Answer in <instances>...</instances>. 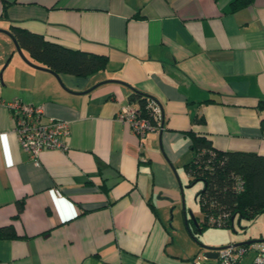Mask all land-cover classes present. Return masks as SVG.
<instances>
[{"label":"crops","instance_id":"obj_1","mask_svg":"<svg viewBox=\"0 0 264 264\" xmlns=\"http://www.w3.org/2000/svg\"><path fill=\"white\" fill-rule=\"evenodd\" d=\"M232 2L0 0V225L19 236L0 240V264H196L204 251L174 236L167 213L181 198L177 178L190 185V133L222 152L264 156V0L237 11ZM14 28L108 66L57 75L17 55L6 39ZM135 90L162 109L160 130L143 138L118 119L138 106ZM14 99L68 122L67 150L33 160L14 132ZM238 221L247 231L228 246L264 239V226ZM207 232L199 240L216 247ZM260 247L239 264H254Z\"/></svg>","mask_w":264,"mask_h":264},{"label":"trees","instance_id":"obj_2","mask_svg":"<svg viewBox=\"0 0 264 264\" xmlns=\"http://www.w3.org/2000/svg\"><path fill=\"white\" fill-rule=\"evenodd\" d=\"M253 2L254 0H233L231 8L237 11ZM12 34L20 48L28 52L36 63L57 75L85 77L104 71L108 66L109 61L105 57L64 48L28 31L14 28ZM130 101L138 105L143 117H150L154 124L159 125L148 109L155 99L135 90ZM196 122L205 123V120L197 119ZM190 136L194 153L193 160L186 166L190 186L197 182L204 183V188L196 199L202 216L196 219L198 224L192 219H186L187 230L194 241H201L198 234L201 235L207 228L234 229L233 217L253 221L263 215L264 156L248 152H222L214 148L206 137L194 133H190ZM237 178L243 181V189L240 191L236 187ZM19 210L23 211V203L19 205ZM192 221L196 232L190 227ZM17 238L19 236L12 225H0V240Z\"/></svg>","mask_w":264,"mask_h":264},{"label":"built area","instance_id":"obj_3","mask_svg":"<svg viewBox=\"0 0 264 264\" xmlns=\"http://www.w3.org/2000/svg\"><path fill=\"white\" fill-rule=\"evenodd\" d=\"M11 117L15 125L14 132L23 150L29 153L33 160L38 161L45 150L66 151L64 138L70 134L69 123L63 120L46 119L45 111L40 106L26 103L20 99H14L7 103ZM151 116L158 121L159 125L153 123L152 119L143 117L138 107L125 106L118 114V119L129 124L139 138H143L148 132L160 130L162 109L156 102L148 106ZM237 189H243V181L237 178ZM57 197L62 198L60 191H55ZM254 247H235L233 245L221 249L219 254L220 264H239L244 256ZM254 264H264V247L257 250Z\"/></svg>","mask_w":264,"mask_h":264},{"label":"rangeland","instance_id":"obj_4","mask_svg":"<svg viewBox=\"0 0 264 264\" xmlns=\"http://www.w3.org/2000/svg\"><path fill=\"white\" fill-rule=\"evenodd\" d=\"M0 36L4 37L3 34H0ZM6 37H7L6 38L7 41L10 43V45L11 46L14 45V47L16 48V45H15L13 39L9 36H6ZM5 46H6V43L1 41L0 53H2L5 50ZM16 53L21 59H23V57L20 55V53L18 51ZM12 54L13 53H11V55ZM8 59H9V57H8ZM8 59H7V61H8ZM6 63H5V65H6ZM5 65L2 67L0 74L2 73ZM4 76H5V73L3 74V80H4ZM0 83L2 84L1 79H0ZM177 176H178V174L176 175V178H177ZM177 183H178L179 193H182L181 188L183 189V193L181 194V198L179 200H176V201H173L172 199L169 200L172 204V206L169 207L168 212H167L168 217L172 219V223H171L170 228L174 229V236H176V235L178 236L179 233H182L183 235L191 238V236L188 234L189 231L187 230V226H186V218L184 216V209H186L189 219L190 218L192 219V216L195 219L201 218V216H202L201 207H200V204L196 201V199H197L198 194L203 190L204 183L203 182H197L193 186H190L189 184L187 186L188 180H186L184 178L183 179L177 178ZM165 198L166 197H164V199ZM246 222L249 226H253L255 228H258L260 226H264V214L259 215L258 218H256L253 221H246ZM241 226L246 227L245 225H241ZM190 227L194 231L196 230V227H195V224L193 221L190 222ZM248 228H250V227H248ZM219 230H221V231H219ZM226 230L227 229H224V228H213V227L207 228L205 231H208V232H207V234L205 233L206 236L204 238H211V240H213V242H217L216 248L227 247L228 244L231 242L230 238L235 237L236 233L234 232L233 229H228V230H231L230 232L229 231L227 232ZM235 230H237L240 234H243V232H244V230H241L239 226ZM258 245L261 246L262 244H258ZM185 252H187V250ZM193 257H194V255H193ZM195 263L196 264H219V261L216 259L206 260V259H204L203 254H201L198 256Z\"/></svg>","mask_w":264,"mask_h":264},{"label":"water","instance_id":"obj_5","mask_svg":"<svg viewBox=\"0 0 264 264\" xmlns=\"http://www.w3.org/2000/svg\"><path fill=\"white\" fill-rule=\"evenodd\" d=\"M14 41L15 45H16V49L17 51L20 53V55L23 57L24 60H27L22 52V49L20 48V46L18 45L14 35L10 32H6ZM28 61V60H27ZM30 63V62H29ZM31 64V63H30ZM51 71V70H50ZM162 126H163V122H162ZM181 192L183 193V189L181 188ZM184 216L185 218L187 219L188 218V215H187V211L186 209H184ZM236 217H233V223L235 221ZM192 220L195 222V224H198L197 220L192 216ZM239 225L241 223V220L238 221ZM241 230H244V232L247 231V227H242L241 225L239 226ZM234 232L236 234H238L239 232L237 230L234 229ZM198 244V246L204 251L203 254V257L204 259L206 260H211V259H216L218 260L219 258V254L218 252L221 250V249H224V248H227V247H224V248H216V247H212V246H209L207 244H205L204 242L202 241H199V242H196ZM264 243V239H259V240H248V241H243V242H240V243H237L235 245V247H244V246H251V245H255V244H262Z\"/></svg>","mask_w":264,"mask_h":264}]
</instances>
